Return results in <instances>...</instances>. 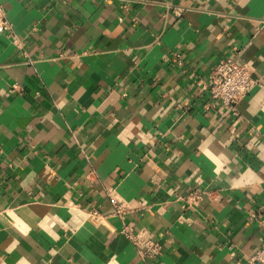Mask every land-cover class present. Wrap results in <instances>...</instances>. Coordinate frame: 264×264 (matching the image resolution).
Returning a JSON list of instances; mask_svg holds the SVG:
<instances>
[{
    "label": "crops",
    "instance_id": "obj_1",
    "mask_svg": "<svg viewBox=\"0 0 264 264\" xmlns=\"http://www.w3.org/2000/svg\"><path fill=\"white\" fill-rule=\"evenodd\" d=\"M0 3V264H250L264 246V0ZM232 55L261 83L237 115L208 89ZM110 197L161 255L120 234Z\"/></svg>",
    "mask_w": 264,
    "mask_h": 264
},
{
    "label": "built area",
    "instance_id": "obj_2",
    "mask_svg": "<svg viewBox=\"0 0 264 264\" xmlns=\"http://www.w3.org/2000/svg\"><path fill=\"white\" fill-rule=\"evenodd\" d=\"M108 1V0H106ZM13 31L4 6L0 3V34ZM14 44L19 49H24V44L14 37ZM261 83L253 77V72L248 65L237 62L235 55L220 60L211 74L208 89L213 99L218 100L231 109L234 115L238 114L237 107ZM114 207L113 216L120 222V234L125 236L136 248L138 254L144 259H153L161 255L162 246L156 240L154 232L148 229H135L127 222L130 208L121 203L117 198L110 197ZM195 203L201 199L200 194L189 196ZM93 216H98L97 211H92ZM250 264H264V246L251 259Z\"/></svg>",
    "mask_w": 264,
    "mask_h": 264
}]
</instances>
